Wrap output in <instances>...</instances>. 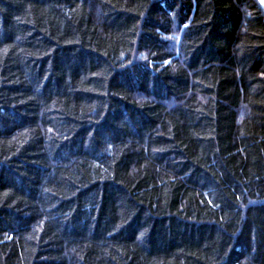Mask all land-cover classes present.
<instances>
[{
	"label": "trees",
	"instance_id": "obj_1",
	"mask_svg": "<svg viewBox=\"0 0 264 264\" xmlns=\"http://www.w3.org/2000/svg\"><path fill=\"white\" fill-rule=\"evenodd\" d=\"M0 264H264L259 0H0Z\"/></svg>",
	"mask_w": 264,
	"mask_h": 264
},
{
	"label": "rangeland",
	"instance_id": "obj_2",
	"mask_svg": "<svg viewBox=\"0 0 264 264\" xmlns=\"http://www.w3.org/2000/svg\"><path fill=\"white\" fill-rule=\"evenodd\" d=\"M259 1H260L261 5H262V7L264 9V0H259Z\"/></svg>",
	"mask_w": 264,
	"mask_h": 264
}]
</instances>
